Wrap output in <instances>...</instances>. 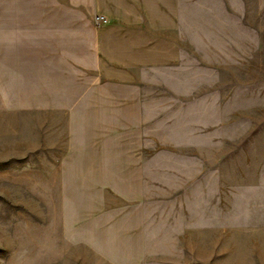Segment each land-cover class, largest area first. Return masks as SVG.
<instances>
[{
  "label": "rangeland",
  "instance_id": "374dc122",
  "mask_svg": "<svg viewBox=\"0 0 264 264\" xmlns=\"http://www.w3.org/2000/svg\"><path fill=\"white\" fill-rule=\"evenodd\" d=\"M175 16L177 60L144 77L140 263L264 264V0H175ZM8 89L0 264H115L54 178L62 116Z\"/></svg>",
  "mask_w": 264,
  "mask_h": 264
},
{
  "label": "crops",
  "instance_id": "0c3cea01",
  "mask_svg": "<svg viewBox=\"0 0 264 264\" xmlns=\"http://www.w3.org/2000/svg\"><path fill=\"white\" fill-rule=\"evenodd\" d=\"M175 26V0H0V84L62 116L54 178L115 264H141L144 77L177 60Z\"/></svg>",
  "mask_w": 264,
  "mask_h": 264
}]
</instances>
